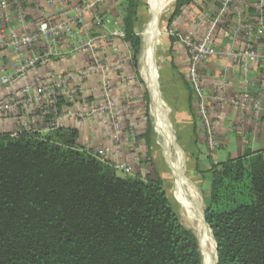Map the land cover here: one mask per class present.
I'll use <instances>...</instances> for the list:
<instances>
[{
  "label": "trees",
  "instance_id": "1",
  "mask_svg": "<svg viewBox=\"0 0 264 264\" xmlns=\"http://www.w3.org/2000/svg\"><path fill=\"white\" fill-rule=\"evenodd\" d=\"M200 1L178 0L170 25ZM123 3L124 42L136 69L143 48L136 32L141 0ZM58 99L61 113L81 102L72 86ZM34 107L11 115L54 122L48 96ZM150 134L149 128L138 136L137 148L142 140L150 144ZM79 139L77 130L66 128L0 134V264H204L198 238L180 222L162 180L119 177ZM209 174L205 222L218 264H264V152L214 164Z\"/></svg>",
  "mask_w": 264,
  "mask_h": 264
},
{
  "label": "rangeland",
  "instance_id": "2",
  "mask_svg": "<svg viewBox=\"0 0 264 264\" xmlns=\"http://www.w3.org/2000/svg\"><path fill=\"white\" fill-rule=\"evenodd\" d=\"M175 1L176 0H141L136 32L142 37L144 43L139 57L138 66L136 69L134 68V70L131 68L133 67L131 49L129 45L124 42L125 32L123 20L125 5L123 0H55L54 6H50L47 0H45V4L51 13L48 14L47 11L45 12L43 10L41 12L43 17L38 22V24L44 21H48L49 24L69 22L71 30L70 34L61 36L59 41V51L61 53L59 60L65 58L66 55L70 57H76L80 55L81 57H83V55L85 56L86 64L84 66L87 65V62L88 65L86 67H80V65H78L79 70L70 71V74L73 76H81L83 73L91 70L89 76L81 83V86L85 92V96L88 99L90 98V95L86 94V89H89V87L93 88L94 86L92 84L93 82L87 81L88 78L93 76L94 73H96L97 76L101 73L102 79L100 82H96L97 84H95V86L99 87L101 91L100 98L102 101V86L103 84H106L109 96L115 102V109L117 112L118 103L120 101L124 102L127 100L128 103H132L134 99V101L140 106V111H137V119L135 120L136 123L140 124L138 125L139 131H137L139 132V136L147 134L150 128V144L147 145L144 142L145 140H142L139 146V152H137L135 155V163L137 166L136 164H130L133 167L132 173L130 174L116 170L114 165L115 159L108 158L106 155H101L98 153L100 150L96 149L95 151H90L88 147L83 146L84 150L92 152L100 159L110 161L112 166L114 165L119 177L140 176L145 178L146 176H152L153 178H160L163 182V187L167 193V197L170 200L180 222L183 226L192 230L198 238L203 254L204 264H215V243L212 237V232L204 221L203 217L205 215L206 209L205 201L210 196L209 171L215 164L213 154L218 152L221 145L219 143L218 137L217 146L215 149L208 143L206 130L203 126L200 114L202 100L199 95L193 91L190 85V58L187 53L188 59H183L182 61V56L185 52H187V50L182 45L177 35H172L171 33L174 32L178 34H184L191 32L196 41H201L205 36L210 35L211 38H213V44L215 46V3L218 5L219 2L217 0H201L197 5L192 7L193 9H191L193 10V13L196 12V27L195 29L184 32L181 28H178V25H175V23H181L183 21V24L189 25L187 21L191 20L189 17H193V15L190 13L182 14L181 16L183 17L180 16L183 19L182 21H179L180 19L178 17L173 24L168 25V23H170L169 20L172 18V15L175 11V5L177 2ZM154 2L157 3L159 8L155 21H153L156 12ZM36 4L37 0L35 3H33V5ZM88 6L90 9L85 10V8ZM195 7H197V9L200 11H196L194 9ZM55 13H58V18L53 20L50 17H53ZM226 17L227 19L232 18V16L229 14ZM226 17L217 23V25L224 22ZM187 18L189 19L186 20ZM152 24L154 31L156 32L152 31L154 33V37L151 38V36H146V34L148 35V32H150V27ZM232 24H227V26L223 24L226 27H222V38H225L226 40L231 39L230 36L233 33V29L236 25L234 24V20ZM205 26H208L209 29H204ZM150 39L153 41V44L152 46L149 45V49L147 47L145 49L146 54H144V56L146 61L144 60V69L147 67L148 69L150 68L152 70L150 58L155 47V56L153 54L152 62H154V67L157 71L158 95L163 103V107L167 112L166 117L170 124L171 132L174 136V144L173 138L169 134L166 124H163L161 129H159L161 133H159L156 127V121L152 110L153 103L151 91L149 90L146 82L147 76L144 74L146 80L143 76L142 54L145 44H148L145 41H150ZM156 41L159 42L157 46H155ZM218 50L221 52L225 51L221 48ZM146 55L148 59L146 58ZM211 59L212 58L209 60ZM207 64L208 62L205 61L201 65V75H203V72L207 70L206 68H211L210 66L207 67ZM126 66L128 68H126ZM128 69H131L130 74L133 75V77L131 78L132 80L126 82L128 86L127 89L129 90L130 88H133L134 92L129 93L128 96L124 95L125 97L123 98L125 100H119V98L116 99L112 97L110 93V83L108 78L111 76V74H116L118 71H124ZM212 69L215 70V68ZM154 79L155 78L153 76V78L149 79L150 81L148 83L152 89L155 86ZM184 84H187V87L192 90H189L191 92H189L190 98L197 105V112L194 111L195 115L193 114V120L195 123H197V127L200 126L198 127L199 129L197 132L203 131L204 133V135L202 133V138L199 137L202 139V148L197 147V149H193L192 145H189L188 149L187 146L189 142H186L183 138L184 135L187 136V133H177L176 127L172 122L175 117L177 118L179 115L177 106L179 104L180 95L178 93V89L183 87ZM71 86L77 88V82L71 83ZM126 92L127 91H124V93ZM209 94L215 95V92L212 91ZM145 96L147 97V100L145 99ZM169 101H171L172 104L171 108ZM212 103L215 104V101L208 99L205 101V106L208 110L211 108ZM231 107L234 108L233 106ZM234 109L239 110L237 108ZM209 115L213 121L210 110ZM118 117H120V114L117 115V118ZM108 122L111 124L110 121ZM163 134L166 136V144H172L169 145L168 149L165 146ZM182 141H184V143ZM179 150L182 153L183 165L181 164V160L178 157ZM143 158H147L146 160L148 161V164L143 161ZM172 160L177 161L176 168H174V165L171 162ZM137 173L140 175H137ZM184 176L190 183L184 178ZM181 198L185 199V201H188L194 208L192 209L190 206H188V203H182ZM199 213L202 215L204 224H202L201 219H199Z\"/></svg>",
  "mask_w": 264,
  "mask_h": 264
},
{
  "label": "built area",
  "instance_id": "3",
  "mask_svg": "<svg viewBox=\"0 0 264 264\" xmlns=\"http://www.w3.org/2000/svg\"><path fill=\"white\" fill-rule=\"evenodd\" d=\"M220 4L215 24L219 23L228 14L233 16L235 27L231 34L233 49L229 52H221L217 49V44H213L210 35L205 36L201 41H196L191 32L176 34L182 45L186 48L191 62L189 72L190 85L202 100L200 114L203 126L206 130L207 140L211 147L217 146V136L214 128V121L211 120L209 110L205 106V101L213 100L218 104H229L244 113L254 112L257 115H264V90L252 95L250 87H254L255 82L250 79L251 69L254 66L262 68L264 71V0H256L257 15L254 19L249 17L248 7L243 0H217ZM36 0H0V100L4 89H8L13 83L21 78H28L21 90V97L13 96L7 101H0V116H10L20 107L30 108L35 103H41L45 97H49L53 112L56 118L51 125H43L37 118L32 120L24 116L20 120L19 127L11 134L16 137L21 134H49L61 128L60 121L63 117H94L95 115L105 116L112 124V137L115 141H120L119 134L121 126L119 124L115 102L109 96L106 84L102 86L103 103L91 107L89 99L81 83L89 76L91 70L81 76H52L42 78L39 68L52 59H59V41L61 36L70 34L69 22L49 24L48 21L41 22L34 31L27 29L28 5H32ZM50 6H54L55 0H47ZM86 7L85 10H89ZM2 54L7 56V61H3ZM227 55L231 60L238 63L242 75V90L231 99L226 98L223 92L215 95L206 94L202 85V75L200 67L210 58ZM77 82V91L80 94L81 102L79 110H63L61 113L56 107L60 93H65L71 83ZM223 91V90H221ZM220 118V117H219ZM137 134L130 131L131 143L136 140ZM129 140V138H128ZM137 151L136 143L133 144ZM100 150V149H98ZM98 153L105 156L104 151ZM114 165L116 170L123 173H132L133 167L127 163L119 153H115Z\"/></svg>",
  "mask_w": 264,
  "mask_h": 264
},
{
  "label": "crops",
  "instance_id": "4",
  "mask_svg": "<svg viewBox=\"0 0 264 264\" xmlns=\"http://www.w3.org/2000/svg\"><path fill=\"white\" fill-rule=\"evenodd\" d=\"M243 3L245 4L246 7H248V9H250L248 10L249 17L251 19H254L258 13L256 8V0H243ZM191 8L186 9V11L183 12V14L190 13L193 15V17H189L191 20L187 21L189 25L183 24L182 21L183 19L181 18L183 16L179 17L180 20L178 19L179 21H182L181 23H175V25H178V28H181L184 32L187 30L195 29L196 27L195 25V21L197 18L196 12L193 13L192 10L193 8L192 9ZM194 9L196 11H200L197 9V7H195ZM251 9H253V11H251ZM43 10L45 12L47 11L48 14L51 13V11L47 8L45 4V0H37V4L33 5V7L28 9L27 29L29 31L34 30L38 22L42 19L43 16L41 15V12ZM155 10L159 11L158 5H156ZM218 11L219 8L215 3V19L217 17ZM229 15H231V13ZM50 18H52L53 20L55 18L57 19L58 13L57 14L55 13L53 17ZM189 18H187L186 20H188ZM232 22H233V16L231 19H227L226 17L224 22H222L219 25L215 24V37H216L215 42L216 44L218 43L216 46L218 47V49L221 48L226 52H229L233 49V44L231 39L226 40L225 38H222L223 37L222 27H226L227 24H232ZM223 24H225L226 26H224ZM157 25H158V19H157ZM168 25H170V23H168ZM204 29H209V28L208 26H205ZM148 42H149L148 44H145V48L142 54L143 76L144 74L147 76V80L145 79V76L144 79L146 80L148 88L151 91L152 103H153L152 110L156 121V127L160 133L159 129H161V126L163 124H166L168 127L167 128L168 132L173 138V144H174V136L171 132L170 124L166 117L167 112L163 107L162 105L163 103L158 95L157 71L154 67L155 66L154 62H152L153 54L155 56L154 53L155 47L150 58V62H151L150 65L152 66V70L150 68L148 69L147 67L144 69L145 66L144 54H146L145 49L146 47L149 49V47L152 46L153 44L152 43L153 41H151V39ZM158 44L159 42L156 41L155 46H157ZM1 57L3 58V61H7V56L5 54H2ZM182 57H183L182 61L183 59L187 60L188 59L187 52H185ZM207 62H208L207 67L210 66L211 68L210 69L206 68L207 70L203 72V75L205 76L202 75V85L207 94H209L212 91H214L216 94L220 91L225 94L226 98L230 99L242 90V75L239 70L238 63L236 61L231 60V58H229L227 55H222L212 58ZM85 64L86 61L84 55L83 57H81V55L76 57L74 56L70 57L66 55L65 58H63L62 60L52 59V61H49L44 66H41L39 68V72L43 79L50 78L52 76L69 75L71 73L70 71L79 70L78 65H80L81 67L84 66ZM75 66H77L78 68ZM126 68L128 67L126 66ZM131 68H133L134 70V67ZM212 68H215V70H213ZM130 70L131 69L124 71L121 70L118 71L116 74H111V76H109L108 80L110 83V93L112 97L116 99L119 98V100L121 99L125 100L123 97L128 96V94L131 92H134L133 88L132 89L130 88L128 90L127 89L128 86L126 84V82L132 80L131 78L133 77V75L130 74L131 73ZM153 76L155 78L154 79L155 86L152 89L148 83L150 81L149 79L153 78ZM101 79H102L101 73L98 76L96 73H94V75L89 77L87 80L93 82L92 84L94 85L93 88L88 86L89 89H86L87 91L86 94L90 95L89 99H90L91 107L98 106L103 103L102 99L100 98L101 91L99 87L95 86V84H97L96 82H100ZM250 79L255 82L254 87H250L251 94L257 95L261 93L264 90V71L262 70V68L258 66H254L251 69ZM24 80H22V82H15L8 89H4L2 91L1 98H4L5 96H9V95H10L9 100L12 99L13 96L21 97V90L25 83ZM189 90L190 89L187 87L186 84H184L183 87H180L178 89V93L180 95L179 104L177 106L179 115L177 118L175 117V119L172 122L173 125L176 127L177 133L179 134H181V132H185V134L187 133V136L185 135L183 136L184 140L186 142H189L187 148L189 149V145L190 146L192 145L193 149L194 148L197 149V147L202 148L201 147L202 139L200 138H202L204 133L203 131L197 132V130L199 129L198 127L200 126L197 127V123H195L193 120V117L195 115L194 111L197 112L196 110L197 105L193 100H191L190 98L191 92ZM124 91L127 92L124 93ZM145 99L147 100L146 96ZM130 103H128L127 100H125L124 102L120 101L118 103V114H120V117H118V121L121 126V133L119 134L120 136L119 142L113 139L112 131H111L112 126L107 121V119H105L106 117L102 115H95L94 117H90V118L63 117L60 121V126L61 128L77 130L80 136L79 139L80 145L88 147L90 151L91 150L95 151L96 149H100L104 151L105 155L108 156V158H113V159H115V153H119L127 163L129 164L132 163L131 165H133L136 164L135 163L136 157H135V153L133 152L135 148L133 144L136 143L137 140H139L138 139L139 132L137 131H139L138 125H140L139 123H136L135 120L137 119V114H138L137 111L140 109V106L138 105L137 102L134 101V99L132 103L131 104ZM37 104L42 105V102L35 103L30 108L34 110L35 109L34 106H36ZM169 104L171 108L172 105L171 101H169ZM79 108L80 106H72L69 109L79 110ZM30 110L31 109H29L28 111ZM209 110L212 119L214 121V128L219 143L221 145L219 147L218 152L213 154V159L215 160V164L223 163L228 159L238 158L244 155L248 151L264 152V115H257L254 112L242 113L241 111L232 108L229 104L212 103L211 108H209ZM21 119L22 118L18 120L17 113L14 116L10 115L7 117H0V134L12 133L16 128L19 127V123L21 122L20 121ZM29 119L32 120V118ZM42 126L43 125H40V127ZM131 130H134L135 133L138 134L133 144L131 143V137H130ZM46 134L47 133H42L41 135H46ZM163 136L166 141V136L164 134ZM182 142L184 143V141ZM169 145L172 144L170 143ZM169 145H167L165 142V146L167 149L169 148ZM136 152H139V146ZM178 157L180 158L182 164V153L180 150L178 151ZM184 178L187 180L185 176Z\"/></svg>",
  "mask_w": 264,
  "mask_h": 264
},
{
  "label": "bare ground",
  "instance_id": "5",
  "mask_svg": "<svg viewBox=\"0 0 264 264\" xmlns=\"http://www.w3.org/2000/svg\"><path fill=\"white\" fill-rule=\"evenodd\" d=\"M154 5H155V8H156V3L154 2ZM154 11V10H153ZM156 12H155V16H154V19H153V21H155V18H156V14L158 13L157 11L158 10H155ZM150 26V25H149ZM152 31H154V28H153V24L151 25V27H150V32H148V35L146 34V36H151V38L152 37H154V33L152 32ZM154 32H156V31H154ZM147 33V32H146ZM156 38V37H155ZM146 43H149L148 41H145ZM148 53V52H147ZM147 56V55H146ZM147 58V57H146ZM148 61V60H147ZM150 63V62H149ZM150 72H151V70H150ZM151 76V75H150ZM161 133V132H160ZM166 142V141H165ZM172 162V164L174 165V168H176L177 167V161L175 160V161H171ZM181 200H182V203L184 202V203H188L187 205L188 206H190L192 209L194 208L188 201H185V199H182L181 198ZM186 205V206H187ZM199 219H201V222H202V224H204V222H203V220H202V215H201V213H199ZM205 255H207V254H205ZM214 258L216 259V253L214 254ZM207 264V263H206ZM215 264H216V261H215Z\"/></svg>",
  "mask_w": 264,
  "mask_h": 264
},
{
  "label": "water",
  "instance_id": "6",
  "mask_svg": "<svg viewBox=\"0 0 264 264\" xmlns=\"http://www.w3.org/2000/svg\"><path fill=\"white\" fill-rule=\"evenodd\" d=\"M204 221H205V215H204ZM213 237V236H212ZM213 240H214V238H213ZM214 243H215V253H216V264H218V257H217V245H216V242L214 241Z\"/></svg>",
  "mask_w": 264,
  "mask_h": 264
}]
</instances>
